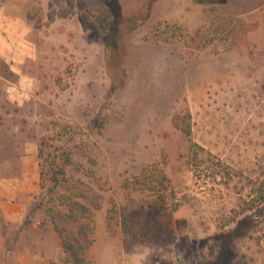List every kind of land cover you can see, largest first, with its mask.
Returning <instances> with one entry per match:
<instances>
[{"label":"rangeland","instance_id":"rangeland-1","mask_svg":"<svg viewBox=\"0 0 264 264\" xmlns=\"http://www.w3.org/2000/svg\"><path fill=\"white\" fill-rule=\"evenodd\" d=\"M50 1L68 7L0 0L32 24L29 77L0 57V177L35 145L40 192L25 214L41 217L20 229L0 211V264H69L54 215L71 200L91 210L85 264H264V202L242 210L264 182V0H74L52 28ZM84 11L119 21L83 31ZM213 14L240 18L229 40ZM161 174L175 198L149 189Z\"/></svg>","mask_w":264,"mask_h":264},{"label":"trees","instance_id":"trees-1","mask_svg":"<svg viewBox=\"0 0 264 264\" xmlns=\"http://www.w3.org/2000/svg\"><path fill=\"white\" fill-rule=\"evenodd\" d=\"M61 1V0H57ZM67 4V8H63L62 6L59 7L58 11H55L53 9V1H50L48 3L49 11L47 14L48 21H52L56 16L57 17H65L70 16L75 13L74 11V0H64ZM214 10V9H213ZM213 18L210 21V23H216L214 25L212 33L223 35V40H229L230 35H232L234 32V25H236V22L240 20L238 17H232V16H220L219 14H213ZM77 19L84 31H93L98 34H103L107 32L108 28L112 25H116L119 21V19L111 20L107 15H94L90 11H84L77 14ZM214 21V22H213ZM136 25V24H135ZM211 25V24H210ZM209 25V26H210ZM217 26V28H216ZM205 26H201L196 29V31L193 34V37L190 38V40H196L198 37L200 39L203 38V33L205 32ZM210 38L205 37V41H201L202 46H206V41ZM204 40V39H202ZM234 39L231 40V43L226 47L227 49L232 48L235 45ZM262 90L264 93V83L262 84ZM186 135L190 133L189 126H185L182 129ZM195 144L191 145V149L195 148ZM194 147V148H193ZM202 151H205L204 149H201ZM194 158H198V152L193 151ZM207 156H211L209 152H207ZM208 159L206 158V161ZM146 169H143L142 174L145 172ZM210 177L212 180L222 182L223 180H226L230 177V172L226 170L211 171ZM56 178H52V182H56ZM139 181V177L137 176L135 178V182L137 183ZM151 191H153L154 194L160 196L161 198L164 197V192H167L171 198H175V187L171 184L170 179L167 177V175L161 174L160 178H158L156 181H154L153 185H150L149 188ZM185 197V196H184ZM186 201L185 199H181L180 202H177L175 206H179L181 204H184ZM245 206H243L242 210H250L258 206L259 204H262L264 202V182L262 181L258 187L257 195L252 197L249 201H244ZM95 208H98V205H95ZM91 210L88 206L85 204L71 200L68 203V211L64 213L63 215L56 213L55 218L60 221V225H54L55 231L58 233L60 239H61V249L64 252V254L67 257V262L69 264H85V251L88 246L92 244V231L93 226L90 223V221L81 220L79 217L80 214H83L85 216L86 214H90ZM86 218V217H85ZM65 225L61 226V223ZM171 237L173 238V235L170 231ZM158 240H162L164 238V233H160L157 237ZM53 264V263H50Z\"/></svg>","mask_w":264,"mask_h":264},{"label":"crops","instance_id":"crops-1","mask_svg":"<svg viewBox=\"0 0 264 264\" xmlns=\"http://www.w3.org/2000/svg\"><path fill=\"white\" fill-rule=\"evenodd\" d=\"M60 20L62 19L54 18L50 21L49 27L52 28L57 22H61ZM31 34L32 24L22 11H18V8L0 7V57L9 62L10 70L19 79L29 77L26 74L28 69L26 63L31 61L28 59L31 57H26L27 50L24 46L30 41ZM12 156L16 159L17 166L13 168L6 161L3 165L4 173L14 169L13 173L0 177L1 214L6 223L19 226L20 229H40L38 225L41 217L28 219L25 214L32 205L35 195L40 192L36 146H26L21 153L18 155L14 153Z\"/></svg>","mask_w":264,"mask_h":264}]
</instances>
